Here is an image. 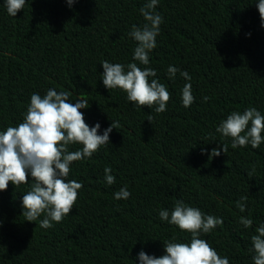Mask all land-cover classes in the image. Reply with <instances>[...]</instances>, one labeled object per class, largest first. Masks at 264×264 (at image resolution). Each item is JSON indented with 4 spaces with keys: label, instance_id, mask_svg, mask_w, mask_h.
I'll return each mask as SVG.
<instances>
[{
    "label": "trees",
    "instance_id": "trees-1",
    "mask_svg": "<svg viewBox=\"0 0 264 264\" xmlns=\"http://www.w3.org/2000/svg\"><path fill=\"white\" fill-rule=\"evenodd\" d=\"M254 2L159 0L163 23L148 66L170 96L151 122V109L133 108L123 91L99 80L100 61L132 59L135 41L127 33L144 22V0H75L71 8L66 0H26L15 17L0 4V128L20 122L30 94L49 87L88 100L80 111L90 127L117 122L109 143L71 162L68 179L82 187L70 213L51 227L41 228L39 218L24 221L20 196L30 181L9 182L0 191V264H135L141 249L159 256L161 240L188 239L156 215L176 199L220 216L223 223L203 238L229 264H251L248 237L264 221V143L234 149L215 125L244 107L264 114V27ZM169 64L191 76L194 101L187 108L180 104L185 81L179 73L168 78ZM218 142L227 145L226 153L209 156ZM105 166L112 185L103 181ZM122 186L130 196L114 200ZM241 196L243 212L235 205ZM240 216L253 225L245 229Z\"/></svg>",
    "mask_w": 264,
    "mask_h": 264
},
{
    "label": "clouds",
    "instance_id": "clouds-1",
    "mask_svg": "<svg viewBox=\"0 0 264 264\" xmlns=\"http://www.w3.org/2000/svg\"><path fill=\"white\" fill-rule=\"evenodd\" d=\"M26 0H2L6 13L16 16ZM75 0H66L69 8ZM159 0H144L139 8L143 23L133 24L127 35L135 41L132 59L127 63L100 61L103 71L100 81L110 89H119L125 93V100L135 108L147 106L151 111L147 120L151 122L152 112L166 110L169 90L156 76V69L149 65V54L156 47V37L160 33L163 17L156 10ZM260 17V26L264 27V0H255ZM143 66V67H141ZM179 73L185 83L180 88V104L189 107L193 101L191 76L172 64L167 65L166 74L173 79ZM207 101L208 97L203 96ZM88 107V100L81 94L70 98L68 91H58L49 87L41 95L32 92L21 114L22 120L15 125L0 128V191L11 182L18 186L31 182L29 190L21 193L20 206L24 221L36 222L41 228H49L52 222H59L70 213L77 200L82 184L78 180L68 179L73 161L87 160L102 146L109 143V134L116 128L117 122L101 129L99 122L91 125L84 120L81 109ZM215 132L230 139L232 148L250 146L258 148L264 143V114L254 106L242 110H231L215 125ZM70 145H79L75 150H68ZM205 151L201 148V152ZM227 145L218 142V147L209 151V156L226 153ZM103 181L106 185L114 183V176L109 166L103 168ZM30 177L31 179H26ZM130 192L122 186L112 193L114 200L127 199ZM241 196L235 202L243 212L245 204ZM160 222L175 225L187 240H179L173 235L161 240L163 253L159 256L146 253L143 249L133 259L135 264H229L226 255H219L204 234L223 223L220 216L201 211L199 207L176 199L171 208L160 207L156 210ZM245 229L253 225V220L245 216L238 218ZM251 264H264V221L257 223L248 237Z\"/></svg>",
    "mask_w": 264,
    "mask_h": 264
}]
</instances>
